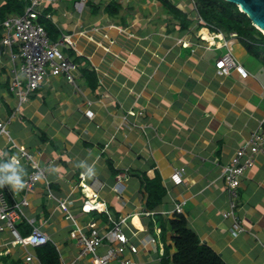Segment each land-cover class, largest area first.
I'll use <instances>...</instances> for the list:
<instances>
[{
    "label": "crops",
    "instance_id": "1",
    "mask_svg": "<svg viewBox=\"0 0 264 264\" xmlns=\"http://www.w3.org/2000/svg\"><path fill=\"white\" fill-rule=\"evenodd\" d=\"M4 4L0 0V8ZM195 8L193 0H54L43 8L49 39L66 34L73 42L63 52L76 66L79 90L49 75L29 95L8 129L45 168L48 185L41 180L27 194L1 188L10 203L26 197L16 228L23 236L33 227L46 234L59 264H96L92 256H80L69 237L77 227L87 233L91 221L100 234L119 223L137 248L124 256L135 263L163 264L175 247L172 232L160 226L176 205L189 229L225 264H264V153L241 180L233 217L225 216L229 198L222 178L234 151L253 132L264 133V67L253 56L255 62L241 64L237 55H250L242 43L222 33V40L212 37L219 32L198 24ZM10 14L15 12L0 20ZM228 51L246 78L235 71L217 74L215 61ZM9 70V51L0 45L2 121L17 105ZM9 144L0 137V164L18 154L7 150ZM20 166L31 171L24 161ZM175 170H181L179 181ZM123 172L117 197L112 186ZM81 173L103 211L81 210ZM143 174L158 175L165 189L152 209L145 207ZM107 245L103 239L97 252L104 254ZM28 251L37 257V250Z\"/></svg>",
    "mask_w": 264,
    "mask_h": 264
},
{
    "label": "built area",
    "instance_id": "2",
    "mask_svg": "<svg viewBox=\"0 0 264 264\" xmlns=\"http://www.w3.org/2000/svg\"><path fill=\"white\" fill-rule=\"evenodd\" d=\"M53 1L28 0V4L21 14H10L0 20V45L9 51L10 80L8 88L17 97V105L11 118L5 121L0 120V137H4L10 143L7 147L8 151L18 152V154L9 155V162L10 158L15 156L20 163L24 161L31 167V171L24 178L26 183L25 194L37 182L42 180L46 185L48 182L46 181L45 168L39 165L30 152L19 147L10 137L8 125L11 119L15 117L16 113H19L20 107L28 101L29 95L43 84L49 75L53 77L62 76L77 91L79 90L73 76L76 66L73 60L63 52L64 48L73 47L70 36L61 34L57 41H51L39 21V18L43 16V8ZM45 17L49 16L45 15ZM196 18L198 24L204 27L208 26L199 15ZM229 36L236 37L235 34ZM212 37H218V40L223 39L220 33ZM224 44L226 45V42ZM12 48H15V52L11 50ZM103 49L108 50L107 47ZM215 68L220 76H225L231 71H235L242 78L248 76L247 71L233 58L229 51L217 58ZM131 114L134 115V113ZM85 115L87 118H92L93 112L86 110ZM263 153L264 133L253 132L247 141L234 151L228 164L223 167L222 178L229 198V210L225 216L233 217L237 208V189L241 180L245 173L253 167L256 156ZM1 156H3L2 151H0ZM180 173L181 170L174 171V178L177 181L180 180ZM125 174L126 172L118 173L112 186L117 197L123 190L121 181L125 179ZM85 179L86 174L81 173L77 182V188L84 199L81 210L85 213L94 210L103 211V209H99L97 193L91 189ZM27 205L28 200L25 196L10 203L0 187V259L2 257H14L16 259L15 264H41L39 259L28 249H35L50 243V238L35 227L25 236L21 235L16 228L19 219L25 216L22 208ZM175 212L181 213L180 205H176ZM143 213L148 215V212ZM234 225L237 227V224ZM87 227V233L77 227L69 235L70 239L74 240L79 247L80 256L90 255L95 259L96 264H109L113 261L116 264H137L124 256L125 250L129 251L130 254H135L137 248L129 243V238L119 223H114L112 228L103 234L99 233L96 223L93 221L89 222ZM6 234L8 237H4ZM103 239L108 241L107 249L104 254H99L97 249L103 244ZM0 264H2L1 261Z\"/></svg>",
    "mask_w": 264,
    "mask_h": 264
},
{
    "label": "trees",
    "instance_id": "3",
    "mask_svg": "<svg viewBox=\"0 0 264 264\" xmlns=\"http://www.w3.org/2000/svg\"><path fill=\"white\" fill-rule=\"evenodd\" d=\"M193 2L199 17L213 31H219L225 35L235 34L246 51L264 67V34L251 24L247 16L236 5L225 0H193ZM27 4L28 0H5V4L0 8V15L5 16L10 12L21 14ZM39 21L41 24L44 22L40 18ZM47 25L44 24L43 27L46 28ZM46 29V32L49 31L48 28ZM140 178L145 192V207L152 209L159 204L165 189L158 175L148 178L143 174ZM160 227L161 231L167 228L172 232V242L175 247V253L171 259L165 254L162 259L163 264L170 262L172 264H225L216 252L199 241L180 213H173L162 222ZM35 250H37V258L41 264H59L57 253L50 243L35 248Z\"/></svg>",
    "mask_w": 264,
    "mask_h": 264
},
{
    "label": "clouds",
    "instance_id": "4",
    "mask_svg": "<svg viewBox=\"0 0 264 264\" xmlns=\"http://www.w3.org/2000/svg\"><path fill=\"white\" fill-rule=\"evenodd\" d=\"M219 33L221 34V32ZM262 33L264 34V32ZM26 174V170L20 166L18 158L13 156L10 158L9 163L0 164V187L7 185L10 186L11 190L19 192L26 187L25 180L23 179V176Z\"/></svg>",
    "mask_w": 264,
    "mask_h": 264
},
{
    "label": "water",
    "instance_id": "5",
    "mask_svg": "<svg viewBox=\"0 0 264 264\" xmlns=\"http://www.w3.org/2000/svg\"><path fill=\"white\" fill-rule=\"evenodd\" d=\"M236 5L250 20L251 24L264 32V0H225Z\"/></svg>",
    "mask_w": 264,
    "mask_h": 264
},
{
    "label": "rangeland",
    "instance_id": "6",
    "mask_svg": "<svg viewBox=\"0 0 264 264\" xmlns=\"http://www.w3.org/2000/svg\"><path fill=\"white\" fill-rule=\"evenodd\" d=\"M206 23V22H205ZM209 26V25H208ZM65 53V52H64ZM66 54V53H65ZM237 58L239 59V62L243 65H246L248 62H251V61H256V59H254L252 56L250 55H246V54H239L237 55ZM251 60V61H250ZM30 249V248H29ZM8 261L6 260V263ZM4 264V263H2Z\"/></svg>",
    "mask_w": 264,
    "mask_h": 264
},
{
    "label": "bare ground",
    "instance_id": "7",
    "mask_svg": "<svg viewBox=\"0 0 264 264\" xmlns=\"http://www.w3.org/2000/svg\"><path fill=\"white\" fill-rule=\"evenodd\" d=\"M209 37V36H208Z\"/></svg>",
    "mask_w": 264,
    "mask_h": 264
}]
</instances>
